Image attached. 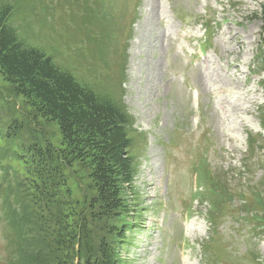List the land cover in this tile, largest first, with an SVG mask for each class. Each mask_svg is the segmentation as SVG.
Instances as JSON below:
<instances>
[{
  "label": "rangeland",
  "instance_id": "obj_1",
  "mask_svg": "<svg viewBox=\"0 0 264 264\" xmlns=\"http://www.w3.org/2000/svg\"><path fill=\"white\" fill-rule=\"evenodd\" d=\"M263 3L264 0H0V7H11L10 24L25 46L44 52L101 97L123 100L134 118L130 132L135 141L130 154L137 174L132 191L128 189L125 196L128 215L120 220L126 232L124 241L115 246L118 264L178 262L183 225L181 201L190 198L191 168L205 148L209 156L205 175L200 174V194L191 208L185 264H204L202 244L211 241L203 216L207 210L202 205V189L209 193L207 200L213 201L216 197L209 186L222 190L228 181L234 186L233 194L256 196L262 202L258 214L264 216V140L247 136L264 124V109H259L264 107V93L259 85L243 80L252 72L246 65L258 52L257 46H264V29L258 18ZM164 6L178 15L172 13L171 31H166L159 21ZM211 10L216 13L213 22L220 26L213 45L206 49L214 56V65H221L220 69L230 76L221 70L197 78L204 114L200 112L196 120L192 118L190 96L173 76L184 70L195 73L188 66L194 58L186 56L185 65L178 55L180 45L172 42L174 37L184 41L186 36L198 33L199 26L187 29L188 35L180 26L184 22L201 23L202 15L211 14ZM242 69L243 79H231L232 72ZM219 85L230 88L231 97L224 95L220 101L222 97L218 95L211 99L208 91ZM218 102L225 107L226 119L217 112ZM0 118L20 127L14 143L31 144L29 133L35 132L45 134L44 144L47 140L61 147L56 127L36 117L1 75ZM4 130L0 125V264H11L12 245L16 242L13 219L28 226L24 215L31 191L26 169L18 160L17 144L1 140ZM261 133L264 135L263 130ZM242 163L248 171L244 172ZM218 170L228 175L220 178ZM67 174L66 188L72 194V203L84 197L87 180L79 178L82 172ZM245 181L247 187H242ZM43 216L47 220L45 232L49 233L47 212ZM219 231L217 252L221 255L217 257H222L224 264H255L252 253L264 263V232L252 235L255 231L250 226L231 216L222 218ZM28 238L25 236L24 241ZM71 256L69 264H78L75 255Z\"/></svg>",
  "mask_w": 264,
  "mask_h": 264
},
{
  "label": "trees",
  "instance_id": "obj_2",
  "mask_svg": "<svg viewBox=\"0 0 264 264\" xmlns=\"http://www.w3.org/2000/svg\"><path fill=\"white\" fill-rule=\"evenodd\" d=\"M10 8L0 7V75L12 93L21 96L36 117L54 125L62 138L61 147H55L51 141L43 143V133L31 132V144H17L13 140L20 127L0 118L4 140L17 144L31 191L24 215L28 226L13 219L16 242L10 263L69 264L74 254L78 264H118L115 246L126 232L120 220L128 215L125 196L137 174L130 154L134 118L123 100L101 97L44 52L25 46L10 24ZM258 18L264 29V5ZM67 172H82L79 178L87 180L84 197L72 203ZM213 194L216 210H224L233 196L225 188ZM243 200L254 207L262 204L256 196ZM44 212L51 222L49 233ZM210 216L214 220L216 215Z\"/></svg>",
  "mask_w": 264,
  "mask_h": 264
}]
</instances>
